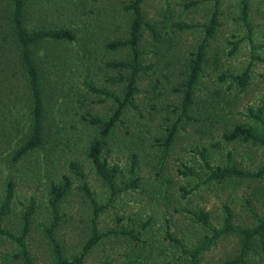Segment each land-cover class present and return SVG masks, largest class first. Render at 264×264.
<instances>
[{
	"label": "rangeland",
	"instance_id": "374dc122",
	"mask_svg": "<svg viewBox=\"0 0 264 264\" xmlns=\"http://www.w3.org/2000/svg\"><path fill=\"white\" fill-rule=\"evenodd\" d=\"M133 0H28L27 26L71 29L73 41H52L35 48L45 71L47 137L44 146L20 159L15 153L29 130L28 97L10 70L0 69V264H29L16 240L24 214L34 203L25 243L33 264H56L48 229L54 223L50 206L52 186L69 175L72 186L60 204L53 229L63 256L79 257L93 234L94 209L82 189L83 180L70 168L78 161L88 187L99 204H108L111 191L87 156L90 143L101 137L91 119L108 121L118 103L91 83L123 99L129 69L109 67L130 61V46L111 42L129 38ZM245 0H220L219 25L209 39L205 61L188 117H181L185 83L199 45L202 26L180 30L178 24L210 22L212 0H144L142 10L158 32L154 39L144 28L140 39V73L133 103L105 138L102 157L118 167L117 184L137 179L138 186L120 193L100 213L98 232L104 237L89 251L85 264H225L240 255L239 234L214 238L222 229L226 208L233 223L254 228L264 216V175L208 180V164L216 169L236 165L249 172L264 168V147L251 141L228 143L223 134L236 125L263 126L251 115L264 112V0H246L250 29L242 18ZM11 0H0L1 17L10 13ZM3 64H0V67ZM251 67L245 87L232 77ZM13 79V81H12ZM18 95L16 106L10 97ZM175 137L167 145L170 130ZM134 165V170H133ZM192 172V173H191ZM14 183L10 212L1 215L9 182ZM208 213L210 225L197 215ZM131 231V232H130ZM208 243L193 258L192 253ZM243 264H264L259 238Z\"/></svg>",
	"mask_w": 264,
	"mask_h": 264
},
{
	"label": "trees",
	"instance_id": "16d2710c",
	"mask_svg": "<svg viewBox=\"0 0 264 264\" xmlns=\"http://www.w3.org/2000/svg\"><path fill=\"white\" fill-rule=\"evenodd\" d=\"M212 1L214 2V10L208 24H178V28L180 30L191 29L198 26H202L205 29V37L198 47L196 58L191 65L190 73L185 83L181 117H188L189 110L194 100L195 88L202 71L203 63L205 61V53L208 46V41L214 35L219 25L220 0ZM143 2L144 0H133L130 4L125 6V9L132 13L129 38L125 40H117L109 44V47L114 49L130 46L132 51V59L130 61H118L108 64V66L112 68L130 70L129 76L126 78H120L127 83L124 98L119 99L110 92H106V90L101 88H96L91 83H88V87L92 91L106 93L110 97H113L118 103V107L108 121H103L102 119L96 117L91 119V122L94 125H98L101 128V137L94 139L90 143L87 152V156L94 165L97 174L110 188L111 195L108 204H110V202L113 201L123 191H126L130 188H135L139 185L137 179H132L124 185H118L116 181L119 172L118 167L113 166L112 168H109L108 162L102 157V154L105 148V138L117 126V123L123 114L124 108L127 105H131L133 103V97L137 91V81L140 73L151 68L150 66H143L140 60L142 54L140 49V39L142 38L143 29H149L154 39H160L156 26L149 22L143 13ZM10 9V13L1 17L2 19L0 20V64H3L1 65L0 69L2 68V70H5L4 67L6 66V68L10 70L11 77L16 82L22 83L24 87V94L26 93L28 97L29 130L28 133L24 135L22 144L15 153V159H20L28 152L43 147L47 137L46 119L48 106L44 87L45 71L40 64L41 61L38 57H36L35 48L43 43L52 41H73L76 39V34L71 29L56 28L44 25L29 29L27 26V16L29 12L28 0H11ZM242 18L247 28L250 29V22L248 19V3L246 0L243 2ZM250 71L251 67L249 66L243 72V74L232 77L239 83L241 87H245L250 79ZM18 99V95L10 97V101L13 103L14 107L16 106ZM251 115L261 122L264 130V112L261 111L260 113H255L253 110H251ZM176 129L177 126L174 125V127L170 130L166 140L167 145L172 143L176 134ZM222 137L228 143H234L239 140H243L251 141L264 147V132L259 133L253 127L236 125L232 130L225 132ZM202 156L210 170L208 180H223L224 178L231 176L259 178L264 175V168L258 170L257 172H249L236 165L213 169V167L208 164L206 154L203 153ZM69 166L71 170L83 180L82 189L92 202L94 209L93 234L84 245L81 255L72 261L66 259L63 256L61 245L55 240L53 236V229L60 218V204L72 186V181L69 175L63 176L62 184L52 186V199L50 201V206L54 216V223L52 227L48 229V232L55 246V252L57 255L56 264H85L84 259L89 251L105 235L98 232L97 219L108 204H99L98 200L88 187L86 173L80 162L73 160L69 163ZM13 197L14 183L11 181L9 182L5 203L1 209V215L6 216L10 212ZM34 210V203H32L30 208H28L24 214V228L22 235L16 238V240L23 247V255L29 264L33 263L25 243V238L29 232L30 222ZM226 213L227 215L224 227L219 230L213 228L214 238H218L224 234H239L243 240L240 255L226 262L225 264H243L245 263L246 256L254 248L255 238H259L262 245L264 246V216L259 217V222L256 227L249 229L234 225L233 213L229 207L226 208ZM197 217L205 225H210L208 213H199ZM207 245L208 243L199 246L195 252L192 253L193 258L196 259Z\"/></svg>",
	"mask_w": 264,
	"mask_h": 264
}]
</instances>
